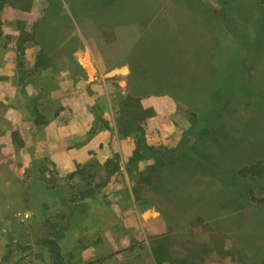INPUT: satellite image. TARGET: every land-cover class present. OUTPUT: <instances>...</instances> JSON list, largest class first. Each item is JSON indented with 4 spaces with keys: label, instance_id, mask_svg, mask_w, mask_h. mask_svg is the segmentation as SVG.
Masks as SVG:
<instances>
[{
    "label": "rangeland",
    "instance_id": "374dc122",
    "mask_svg": "<svg viewBox=\"0 0 264 264\" xmlns=\"http://www.w3.org/2000/svg\"><path fill=\"white\" fill-rule=\"evenodd\" d=\"M0 21V264H50L49 237L63 264H158L161 238L184 264H264V205L221 173L264 161V0H31ZM128 94L150 144L186 134L202 165L130 171ZM109 158L80 198L71 173L99 182Z\"/></svg>",
    "mask_w": 264,
    "mask_h": 264
},
{
    "label": "trees",
    "instance_id": "16d2710c",
    "mask_svg": "<svg viewBox=\"0 0 264 264\" xmlns=\"http://www.w3.org/2000/svg\"><path fill=\"white\" fill-rule=\"evenodd\" d=\"M31 0H0V11L8 5H26ZM118 0H113V3ZM2 34V23L0 21V36ZM22 47V46H21ZM45 52L40 49L38 63L42 67L48 65V61L44 58ZM118 116L116 118V125L118 133L123 138H131L134 147L128 158L127 168L131 171L135 169L140 162L149 161V170L145 178L150 179L153 177L154 172L165 167H177L181 165H198L202 164L196 162L194 155L192 154V146L189 147L188 141L185 136L181 139L176 147L168 148L166 146H156L150 144L146 137L145 122L154 114L153 107L144 106L140 98L128 94L119 100ZM193 117V126L197 125L200 121L206 120L209 117L205 116V119H200L195 113L191 114ZM100 116V114H98ZM118 158V154H115ZM198 163V164H197ZM107 168V174L99 182H94L95 173L89 172L86 167H79L71 173L72 177L78 176L82 180H86L90 183L89 186L78 188L80 198L94 197L98 192L105 187L109 178L114 175L119 169L120 164L118 159L109 158L105 162ZM204 167V166H203ZM218 171V169H216ZM221 173L234 180L236 183L243 184L250 193L252 201L257 205H264V161L258 160L239 168L236 172L231 174L227 172ZM92 182V183H91ZM94 182V183H93ZM259 185L261 194L256 195L255 187ZM48 245L51 252L52 261L50 264H63L62 249L57 237H49L44 240ZM169 242L166 239H159L152 241V250L155 259L158 264L164 262H170L172 264H184L183 258H180L177 254H174L170 249Z\"/></svg>",
    "mask_w": 264,
    "mask_h": 264
}]
</instances>
